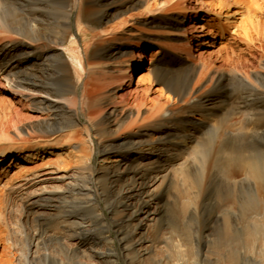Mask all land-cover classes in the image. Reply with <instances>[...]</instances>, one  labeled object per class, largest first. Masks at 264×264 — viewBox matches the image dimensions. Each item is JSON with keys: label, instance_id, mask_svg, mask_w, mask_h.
I'll use <instances>...</instances> for the list:
<instances>
[{"label": "bare ground", "instance_id": "bare-ground-1", "mask_svg": "<svg viewBox=\"0 0 264 264\" xmlns=\"http://www.w3.org/2000/svg\"><path fill=\"white\" fill-rule=\"evenodd\" d=\"M89 1L86 8L85 0H0V85L7 86L10 101L17 104L29 102L36 118L26 127H16L15 134L33 136L39 132L48 137H35L34 141L22 139L12 149L0 152V171L10 173L16 170L6 185L0 187V211L9 205L8 189L18 182L19 177L30 181L41 176L39 166L29 167L30 164L42 160L45 167L54 166L55 171L70 167V171L61 175L62 179L69 178L73 182L68 190L29 200L24 211L26 215L36 212L41 202L56 209L58 213L53 221L61 232L69 234L68 238L79 239L76 248H70L64 245L62 237H53L55 244L52 246L56 248L50 250L48 241L51 240L44 238L45 223L38 221L37 233L21 251L20 264H85L80 262L81 257L91 261L88 264H97L92 262L94 259L99 264H120L118 258L121 255L125 256L127 264H141L142 256L148 251L143 254L136 245L140 246L139 241L150 240L147 239L150 224L161 228L162 208L158 205L164 196L149 191V187L160 179L166 180L163 173L179 158L178 153H173L187 148L188 142L195 137L192 138V133L204 130V122L193 126L190 116L185 119L187 121H180L177 114H202L209 122L219 111L227 112L228 116L223 123L222 143L217 151L212 152L215 155L210 158L211 165L203 167L199 181H191V212L180 211V215H199L204 203L210 200L211 194L208 189L205 192L204 185L212 165L220 168L225 179L220 190L225 196L218 205L227 206L229 210L222 212V222L212 247L185 246V242L178 247L175 245L177 253L183 256L176 264H264V61L259 62L257 69L249 70V59L243 61L234 51L227 53L225 58L222 56L225 48L212 49L217 40L208 37L210 31H206L205 26L214 21L212 15H222L206 9L213 5L193 0L199 10L194 8L189 14L176 13V16L163 18L174 1L181 2L156 0L155 7H147L144 13L148 17L151 15L146 21L155 29L153 38H142L145 46L159 45V33L166 30L183 32L179 47L186 45L189 48V41L193 40L198 49L179 48L173 54L165 51L158 64L146 68L145 56L133 55L129 50L136 44L122 46L112 42L128 24V18L120 17L130 13L129 18H134L131 12L142 8L149 0ZM239 3L242 4L238 0H223L220 8L230 5L235 8ZM75 11L77 35L71 32V16ZM243 17L242 11H234L227 13L225 20L240 19L241 23L233 29L250 41L246 49L252 52L257 49L255 43H262L264 51V34L256 38L252 35V31L260 33V24H256L251 14L245 20ZM187 23L192 26L185 28ZM187 29L191 35L188 41L184 38L188 36ZM136 39L141 38L135 37L132 41ZM99 42L100 47L97 46ZM203 48L209 50L200 51ZM213 55L217 56L216 62L222 57V63L232 61L236 56L237 61L232 63L234 68L227 71L225 65H213ZM72 61L77 63L74 69ZM163 65L166 68H162ZM71 70L75 71V78ZM138 71L147 72L133 88V77ZM56 82H64L66 87L58 89L54 85ZM233 82L246 86L263 99L248 101L245 98L239 103L237 113L249 116L243 125L234 120L228 110L227 87ZM145 83L149 87L142 90ZM154 83L161 85L162 92L169 96L167 107H162L158 100L152 107H146V95L152 92L150 87ZM81 87L83 95L78 101L77 91ZM119 92H122L120 103L116 101ZM98 93L106 94V106L103 110L93 111L91 107L97 108L98 102L94 99L91 104L90 98ZM128 102L136 108L125 107ZM13 105L14 125H18L24 114L20 107ZM80 107L87 116L84 126L79 123ZM143 107L147 114L144 119L141 118ZM127 121L135 131L125 138L106 141L112 127L121 129ZM139 121H142L141 125H138ZM93 136L99 139L101 149L97 168L92 164ZM116 146L117 151H114ZM199 153L202 156L204 150ZM190 177L188 174L187 179ZM211 184L210 181L206 185L210 187ZM24 185L18 184L17 191H23ZM65 198L72 199L77 209L67 211L65 206H58ZM98 199L106 203L110 212L121 255L116 252L104 227V215H100L96 208ZM82 210H85L83 215ZM210 229L208 225L200 231ZM134 238L138 239L137 243ZM100 246L106 250L102 251ZM33 247L43 249L44 253L37 255V251L33 254ZM188 255L193 258H184Z\"/></svg>", "mask_w": 264, "mask_h": 264}, {"label": "rangeland", "instance_id": "rangeland-1", "mask_svg": "<svg viewBox=\"0 0 264 264\" xmlns=\"http://www.w3.org/2000/svg\"><path fill=\"white\" fill-rule=\"evenodd\" d=\"M158 1V0H157ZM156 0H149L148 4L143 6L140 9H137L135 11H132L131 14H134V18L130 19L129 14L125 15L124 17L120 18H128V24L126 27H124L125 30H123V33H118V36L115 40H113L112 43L117 45H127L130 43L136 44V46L130 47V51L133 53V55H136L138 53L143 54L145 56V65L146 68L154 66L155 64L159 63V60L163 56V52H170L171 54L176 53L179 48L181 49H188L191 47L193 50L198 49L194 45V41L190 40L189 48L186 45H182L179 47V44L183 42V32H169L166 30L165 33H159V45H153L146 47L145 43L142 41V38L149 37L153 38V33H155V29L152 27L151 24H147V19L151 18V15L146 16L144 13L146 11L147 7L154 8L156 5ZM162 1V0H160ZM165 2H171V0H164ZM204 1L205 4H211L213 6L206 7L209 12H216L221 13V16H218L214 14L212 15L214 21L207 22V26H205L206 31L208 32V37L216 38L217 43L214 45L215 47L212 48L213 50L218 49H224L225 51L222 52V56L226 58V54H230L232 51L236 55H238V58L241 59H249L250 64L249 70L257 69L258 65H260V61H264V51L261 49L262 43H255L256 50H250L248 51L246 47L250 44V41L243 36V33L241 34L239 31L234 32L235 26L239 25L241 21L237 19H231L226 21L225 15L227 13H232L234 11H242L244 14V20L251 14V16L254 17V20L260 24V33L257 34V31H252L253 37L256 38L257 35H263L264 34V0H238L239 6L235 7L233 5H230L228 8L221 7L220 8V2L223 0H200ZM235 1V0H233ZM181 4H178L179 2L174 1V4L171 5V9L166 13H164L163 18H170L172 16H176V13H182V14H189L191 13L194 8L195 10H199V6L195 4V1L193 0H180ZM209 2V3H208ZM89 0H85V7H89ZM176 5V6H175ZM179 5V6H178ZM177 9H174L177 7ZM241 6V7H240ZM116 7V6H115ZM180 7V8H179ZM192 7V8H191ZM117 8V7H116ZM191 8V9H190ZM221 9V10H220ZM213 14V13H211ZM84 16L85 13H84ZM157 16V15H156ZM166 16V17H165ZM76 17L77 12L72 14L71 16V32L74 35L78 34V29L76 26ZM153 17V16H152ZM215 17V18H214ZM116 20V19H115ZM114 20V22H115ZM130 21V22H129ZM113 22V23H114ZM235 22V23H234ZM188 25L192 26V24L187 23L184 27L187 28ZM205 25V24H202ZM233 25V26H232ZM126 33H125V32ZM186 31V30H185ZM188 36L184 37L187 38L188 41L191 39V35L189 33V29H187ZM234 32V33H233ZM164 34V35H163ZM181 36V37H180ZM214 36V37H213ZM139 37L141 39H136L135 41H132V38ZM180 37V39H179ZM2 36H0L1 41ZM185 40V41H186ZM81 43V41H80ZM244 44V45H243ZM102 44L97 43V46L100 47ZM213 45V44H212ZM259 45V47H258ZM144 46V47H143ZM140 47V48H139ZM187 47V48H186ZM260 48V49H259ZM211 49V50H212ZM209 49L203 48L200 51H207ZM131 53V54H132ZM195 53V52H194ZM196 54V53H195ZM69 56V54H67ZM222 57V58H223ZM221 58V59H222ZM220 59V61H221ZM197 60V58H196ZM217 56L213 55L212 62L214 63V66H221L225 65L224 68L227 71L232 70L234 68V64L237 61V56L232 60H226L225 63H218L219 60L216 62ZM224 61V60H223ZM234 63V64H232ZM220 64V65H219ZM72 68L77 67V63L72 61ZM232 65V66H231ZM234 65V66H233ZM172 66V65H171ZM162 68H166V65H163ZM72 71V77L75 78V71ZM147 71L144 72H136L134 74L133 80H134V86L135 83L138 81V79L143 76V74H146ZM147 83V82H146ZM144 84L142 86V90L149 87L148 84ZM54 85L58 87V89H64L66 87L64 82H56ZM58 85V86H57ZM54 88V87H53ZM7 86L6 85H0V152L5 149H12V146L17 145V141H20L22 139H30L31 141L35 140L36 138L46 139L48 137L47 134L36 132L33 136H26L21 134H15L16 127L17 128H23L28 126L29 124L33 123V121L36 120L35 114L31 111L29 107V102L24 104H17L14 100L10 101V95L6 92ZM56 89V88H54ZM150 89L152 92H149L146 95L147 103L146 107H152L158 100L160 105L166 106L168 104V100L170 99L169 96L166 93L162 92V86L154 83ZM228 100H229V107L228 110L232 113V116H234V120L237 122H240L241 125L244 124L245 118L249 117L248 115H242L237 113V106L241 101L246 100L248 101H263L260 97H257L255 92L253 90L247 88L246 86H241L238 83H231L228 87ZM121 94L122 92H119L116 94V101L121 102ZM164 94V95H163ZM77 100L81 101V96L83 95L82 87L79 88L77 91ZM105 93H98L97 95H94L92 98H90L91 104H93L92 100H97L98 107H90L93 111L97 110H103L105 108ZM102 97L101 99H99ZM9 98V99H7ZM260 98V99H259ZM104 99V100H103ZM101 100V101H100ZM16 107H20L24 117L23 121L20 122L18 125H14L15 119L14 118V105ZM125 103H123L124 105ZM102 106V107H101ZM125 107L129 108L130 106L132 108H136L132 102H128V105H124ZM129 106V107H128ZM144 107L142 109V116L141 118L144 119L147 117V114L144 111ZM79 113V123L81 126H84L87 124V116L84 113V111L80 108H78ZM227 113V112H226ZM225 111L219 113H215L214 117L209 120V122L204 119V115L202 114H195V115H189L184 113L177 114V117L180 119V121L185 120L190 116L191 124L194 126L196 124H200V122H204V130H199L195 133H192V141L188 142L187 148H185L183 151H175L173 154L178 153L176 155L179 156L178 160L173 164V166L169 167L167 172L163 173L165 174L166 180H158L153 186L149 187V191L156 192V193H162L164 198L159 203L158 206L162 208V212L159 218V222L161 223V228H157V226L152 223L148 227V233H147V239L149 241L143 242L139 241L136 245V248L139 249L141 252L148 251V254L142 256V263L141 264H176L177 261L180 258H183V256L179 255L177 253V248L179 244H185V246H192V245H202L203 248L212 247L213 242L217 239V233L219 231V226L221 225L222 218H223V211H228L229 207L227 206H219V201L221 202L222 197L225 196L224 193H221V185L224 184V176L222 172L220 171V168H215L212 165V168L209 169V175H207L206 184L208 182H212L211 186L208 187V185H204L205 192L207 193V189L209 190L211 196L210 200L206 201L204 203V208L200 212L199 215H195L194 217L189 215L182 216L180 215V211L184 212H191L192 207L190 206L192 202L190 201V193L193 188L192 180H198L201 178L202 169L205 165L210 167L211 165V159L215 152L219 149V144L222 134L225 129V125L223 124L227 119ZM182 115V116H181ZM200 115V116H199ZM188 116V117H187ZM194 116V117H193ZM7 118V119H6ZM10 118V119H9ZM9 119V120H8ZM141 119V120H142ZM6 120V121H5ZM13 120V121H11ZM32 121V122H31ZM187 121V120H185ZM11 122V124H9ZM4 123H6L4 125ZM222 123V124H221ZM8 124V125H7ZM127 124V125H126ZM142 121H139L138 125H141ZM129 122L127 121L123 128L118 129V127H112L111 132L107 135L106 141L115 139V138H125L128 136L132 131H135V128H131V126H128ZM6 128H5V127ZM238 127V125H237ZM236 127V130L238 128ZM137 130V129H136ZM201 132V133H200ZM222 132V133H221ZM197 134V135H196ZM179 141V140H178ZM16 143V144H15ZM202 144V145H201ZM264 144V143H263ZM91 146L92 148V164L94 167H98V162L100 158V144L99 139L93 136V141ZM16 148V147H15ZM201 150H204V154L202 156L201 153H199ZM114 151H117V146ZM46 161V159H45ZM38 164H30V166H39V172L41 176L37 178H32L30 181H26L27 179L23 176L19 177L17 179V183H14L12 187L8 189L9 196H10V202L9 205L6 208H2L3 210L0 211V264H20L22 253L21 251L25 247L26 242L28 240H31L33 236H35V233H37L38 227V221H44L45 228H47L46 234L44 238L46 240L50 239L51 241H48L50 250H54L53 248H56L55 246H52L55 244V240L51 239L53 237H62L63 243L65 246L70 248H76L77 242H79V239L76 237L68 238L69 234H63L61 230L58 228V225L56 221L54 222V218L56 214L58 213L56 209H53L52 207H46L44 203L41 202V207H39V210L36 212L28 213L26 215L24 211V206L29 200H39L40 196L43 195H54L57 193H62L65 190H68L72 185L73 182L69 179H62L61 175L63 172L70 171L72 168L68 167L67 169H63L60 171H55L54 166L45 167V163L42 162V160L37 161ZM215 162V161H214ZM213 162V163H214ZM16 170L11 171L10 173H2L0 171V187L6 185V182H8L13 175H15ZM191 175V179H187V175ZM18 177V176H17ZM16 177V178H17ZM204 182V181H203ZM17 184V185H16ZM18 184H25L23 191H17ZM15 188V190H14ZM224 190V189H223ZM18 193H17V192ZM230 191V190H229ZM234 190L232 189V192ZM58 194V195H60ZM64 202H59V204L56 202L55 204H58V206H65L67 211H72L76 208V204L72 199L65 198L63 200ZM70 201V202H69ZM73 202V203H72ZM62 204V205H61ZM75 204V205H74ZM96 208L100 215H104L102 217L104 227L107 229V234L112 239V244L114 245L116 252L120 255L122 254V251L120 249V244L117 238L116 228L112 224L111 221V215L110 212L107 210L106 203L102 199H98L95 201ZM81 214L85 212V210L80 211ZM83 215V214H82ZM182 217V218H181ZM213 217H215L213 221ZM57 225V226H56ZM210 225L211 229L210 231H200L201 229L205 228L206 226ZM151 226V227H150ZM160 227V226H159ZM150 228V229H149ZM216 232V234H214ZM210 234V236H208ZM39 239V236H36ZM207 237V238H206ZM96 238H99L96 236ZM184 240V241H183ZM152 241V242H151ZM134 242H138L137 238H134ZM209 242V243H208ZM212 242V243H211ZM176 245V246H175ZM52 246V247H51ZM216 246V245H215ZM52 248V249H51ZM102 248L101 250L104 251L106 248L104 246H100ZM149 249V250H148ZM38 251V254L44 253V250L39 248L36 249L35 247L32 248V253L36 254ZM179 258V259H178ZM186 259H191L193 256H184ZM120 264H127L126 258L124 255H121L119 258ZM10 261V263H8ZM80 262L88 264L91 263L88 259H85L83 257L80 258ZM92 262L98 263L97 259H94ZM144 262V263H143ZM138 264V263H137Z\"/></svg>", "mask_w": 264, "mask_h": 264}]
</instances>
